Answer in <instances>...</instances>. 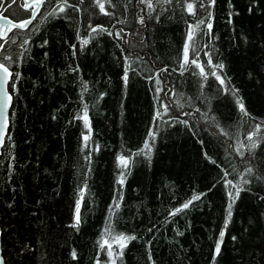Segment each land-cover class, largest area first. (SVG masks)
Returning <instances> with one entry per match:
<instances>
[{"label": "trees", "instance_id": "obj_1", "mask_svg": "<svg viewBox=\"0 0 264 264\" xmlns=\"http://www.w3.org/2000/svg\"><path fill=\"white\" fill-rule=\"evenodd\" d=\"M152 2L153 9L140 0H68L72 7L65 13L49 16L57 0H45L25 30L13 29L0 39V62L13 73L0 152L5 264H111L113 259L116 264H264V0H216L209 9L211 35L206 25L197 29L186 70L180 64L188 25L207 17L202 0ZM101 3L108 15L100 11ZM23 5V0H0V14L28 19L31 11ZM98 25L113 34L92 33ZM77 33L88 39L86 46ZM24 40L28 44L22 46ZM205 52L213 64L224 65L222 73L217 69L223 84L211 75ZM197 53L206 79L191 63ZM126 58L135 69L127 85ZM163 68V91L157 94L156 73ZM84 104L91 127L87 147L82 138L87 129L76 119ZM157 111L161 115L154 120ZM257 125L253 148L247 137ZM146 141L150 155H134ZM121 155L131 156L127 170L119 166ZM121 171L126 174L118 185ZM225 179L244 190L213 262L228 192L235 194ZM85 185L81 222L73 228L78 190ZM200 193L205 195L189 208L170 215ZM118 194L122 200L115 209ZM109 219L105 239L114 250L111 258L108 245L101 250L97 243ZM120 234L136 239L116 255Z\"/></svg>", "mask_w": 264, "mask_h": 264}, {"label": "snow or ice", "instance_id": "obj_2", "mask_svg": "<svg viewBox=\"0 0 264 264\" xmlns=\"http://www.w3.org/2000/svg\"><path fill=\"white\" fill-rule=\"evenodd\" d=\"M15 2H16V0H13V3H15ZM44 2H45V0H24L23 6L25 8V11L27 12L30 10L31 11V17L28 19L21 20L19 23H12L11 21H7L8 25H9V30H11L13 28L26 29L32 23V20H34L36 18L37 14L40 11V7L44 4ZM157 2L158 3H171V0H157ZM140 3H146L147 7L149 9H153V7H154L152 0H140ZM215 3H216V0H207V4H205L202 0L200 6L205 9V12L207 14L206 19H199L195 26H193L191 24L188 25V32H187L186 40H185V43L183 46V63L180 64V68L182 70L187 69L188 62H189V50H190L191 45L194 44V42H195L197 29L200 28V25H206V28L208 30V32L206 34L211 35L212 20L214 19V17L212 16V13L209 11V9L214 7ZM67 7H72L71 5L68 4V0H62V2H61V0H57V7L53 8L52 12L48 13V15L53 16V15H58L60 13H65ZM187 10L190 14H193V15L195 14L194 10H193V4L189 3L187 5ZM100 11L102 13H104L105 15L109 14V13L105 12V8H104V5L102 3L100 4ZM249 11H251V9H249ZM231 16H232V13H229V19H228L229 23H231ZM138 22L143 24L144 23V17L143 16L139 17ZM98 30L107 32L108 35L113 34L111 31L104 28L103 26L98 25L96 27L91 28L92 33H96ZM122 32H123V29H121L120 31H117L115 33V36L117 39L121 38ZM77 38L81 39L79 33H77ZM0 39H7V33L6 32H0ZM88 42H89L88 39H81V47L86 46L88 44ZM47 43H48L47 41H44L45 45ZM27 44H28V40H24L22 46L27 45ZM3 47H4V45L0 44V48H3ZM72 47L75 48V45H73ZM205 47H207V45H205ZM193 51H195V49H193ZM45 55H47V53H45ZM204 55L208 57V64L212 66L211 75L215 76L216 79L221 84H223L224 80L221 78V75H219L217 73V69H219L220 72L222 73L223 69H224V65L222 63L213 64L210 53L205 52ZM5 59L7 60L9 58L6 57ZM198 60H199V56L197 53V58L193 59L191 61V63L195 64L197 67L200 68V75L206 79L207 75L204 72L203 66L200 63H198ZM130 70L135 71V69L132 68L130 61L126 58L125 59V66H124V75L122 77V79L125 82V85H127ZM162 72H167V68L160 69L156 73L155 83L157 85V87H156L157 94H159L160 92L163 91V89L159 87V85L162 83V80L160 79V74ZM12 77H13V73L9 71V67L5 66L4 62H0V146H3L4 138H5L6 132L8 130V125H9L8 110L11 106L12 95L8 91V84H9V81ZM15 79L16 80L19 79V73L15 74ZM148 79L151 80V79H153V77L150 76V77H148ZM12 90H13V92L16 90L15 83L12 84ZM157 99H159V95H157ZM237 103L240 106V110L242 112H244L245 115H247V112H246L244 105H243V101L238 98ZM162 107L165 108V111L167 110V107L165 105H162ZM160 115H161L160 112L157 111L155 113L153 119L154 120L159 119ZM53 119H55V117H53ZM76 119L82 120L85 128L87 129V134L82 133V138H83L85 147H87L88 141H89L90 136H91V127H90V121H89V116H88V105L87 104H84V106H83V115L78 114ZM259 131H260V126L257 125L255 128V131L249 133V135L247 137V139L249 141H252L251 147H253V148L257 146L256 142L253 140V137ZM149 136L153 137V139H154V133L153 132H149ZM8 139L10 140L11 137L9 136ZM240 147L243 148V147H245V145H241ZM97 150H98V148H97ZM151 151H152V149L149 145V142L146 141L143 149L138 150L136 153H134V155H140L142 153L145 155H150ZM240 154L242 155L243 153L241 152ZM85 159H87L89 161V163L91 162L90 155L86 156ZM130 159H131V156H128L127 158L123 155L117 157V160L119 162V166L124 170L128 169ZM247 171L250 172L251 169H248ZM125 174H126L125 171L120 172L118 180H117L118 185H123ZM227 175H228V173L225 172V177H227ZM224 182H225L226 188L229 185H231V187L235 189V194H233V192L231 190L228 192V197H229L230 202H229L227 209H226L227 215H226V218L224 221V225L219 232L218 238L215 241L213 262H215L216 256H218L220 254L221 247H222V244L224 242L225 233H226L228 225L231 221L232 207L235 204L236 200L239 198L240 192L244 190L241 186L233 184L232 181H230V180L225 179ZM244 183L246 184V183H248V181L245 180ZM85 189H86V185H85V188H81L78 190V197L79 198L75 202L74 218H73L74 222L71 225V227H73V228H77L81 222L80 209H81V203H82L83 198H84ZM203 195H205V194L204 193H200L199 195L193 194V196L191 197L190 200L186 201L180 208L175 209L173 212L170 213V215L174 216L177 213L181 212L183 209L189 208V206L192 205L194 201L199 200L201 198V196H203ZM119 200H122V195L118 194L117 196H114L113 205H114L115 209H118L120 206ZM113 205L109 206V212L110 213L114 210ZM110 228H111V221L109 219L106 221V227H105L104 231L101 233V240L98 241L97 243L100 245L101 250H104L105 244L108 245V255L111 258L114 254V250L112 248V245L108 244V241L105 239V237L109 233ZM134 239H136V237L127 236L124 234H120L119 236H117L115 238V242L119 243V248L121 249V252L116 253V255H121L122 249L124 247H126L127 242L130 240H134ZM235 239H236V237H233V240H235ZM72 257H73V259L76 258L75 250L72 251ZM0 264H4V261L2 259H0ZM111 264H116L114 259L111 260Z\"/></svg>", "mask_w": 264, "mask_h": 264}, {"label": "water", "instance_id": "obj_3", "mask_svg": "<svg viewBox=\"0 0 264 264\" xmlns=\"http://www.w3.org/2000/svg\"><path fill=\"white\" fill-rule=\"evenodd\" d=\"M30 17H31V14H30ZM7 21H11L12 23H19L20 21H14V20L10 19L9 17L0 14V32H6L7 33V36H8V34L13 29H19V28H13V29L9 30V25H8ZM20 30H25V29H20ZM11 103H12V101H11ZM9 110H10V108H9ZM9 110H8V116H9ZM4 140H5V138H4ZM1 149H2V146H0V152H1ZM0 236H1V228H0ZM0 259H2L4 261L3 256H2V251H1V242H0Z\"/></svg>", "mask_w": 264, "mask_h": 264}]
</instances>
